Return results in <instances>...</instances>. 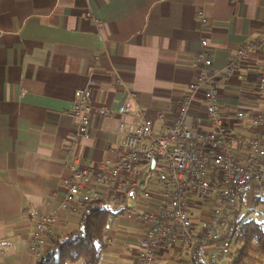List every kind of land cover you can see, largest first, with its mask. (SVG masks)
Here are the masks:
<instances>
[{
	"label": "crops",
	"instance_id": "0c3cea01",
	"mask_svg": "<svg viewBox=\"0 0 264 264\" xmlns=\"http://www.w3.org/2000/svg\"><path fill=\"white\" fill-rule=\"evenodd\" d=\"M200 14L209 20L205 27ZM263 31L264 0H0V264H37L30 250L36 218L59 210L72 167L118 159L119 117L94 114L86 138L78 134L72 114L81 89L92 88L94 105L119 108L126 96L113 70L139 97V108L126 119L129 128L139 109L152 118L164 113L170 122L195 80L200 51L209 53L213 71L224 72L255 42L238 71L219 82V93L233 115L226 123L236 149L243 154L249 139H264L263 127L234 117L264 109V93L257 88L264 75V45L257 44ZM189 123L210 129L201 98ZM165 130L157 121L155 132ZM148 182L154 198L147 202L125 182V214L137 217L160 207L155 181L148 177ZM263 194L256 183L242 214ZM189 204L200 232L210 207L197 195ZM81 217L62 212L57 230L62 236L75 231ZM146 228L136 218L120 217L107 234L110 247L100 264H139ZM229 257L221 264H230ZM195 259L194 250L176 243L158 248L154 264H195Z\"/></svg>",
	"mask_w": 264,
	"mask_h": 264
},
{
	"label": "built area",
	"instance_id": "2783aa9c",
	"mask_svg": "<svg viewBox=\"0 0 264 264\" xmlns=\"http://www.w3.org/2000/svg\"><path fill=\"white\" fill-rule=\"evenodd\" d=\"M199 20L203 27L209 24L203 14L199 15ZM257 44L264 45V31ZM203 45L206 46L207 42L203 41ZM254 45L255 42L248 44L224 72L213 71L209 53L200 51L196 58L198 72L195 80L187 88L177 114L170 122L164 113L152 118L139 109L136 123L129 128L126 119L132 116L135 108H139V97L126 87L117 70H113L115 83L126 96L117 110L105 104L94 105L92 88L79 90L72 107V114L78 120V134L86 138L90 136L94 114L119 117L121 151L117 160L108 158L97 167L70 169L71 176L65 182L66 195L58 213L36 218L31 252L41 258L52 247L53 239L57 238L54 226L62 212L83 216L92 200H104L114 210H125L128 206L126 181L133 189L142 192L143 200L153 199L154 191L148 177L155 173L157 179L153 184L162 199L160 207L137 217L131 211L122 212L112 217L106 234L120 217L136 218L147 226L139 241V264H154L158 248L176 243L196 251L203 264H221L231 249L228 232L243 207L244 199L254 193L256 183L264 187V139H249L243 154L236 149L235 139L226 123L233 115L222 105L219 93V82L238 71L241 61ZM257 88L264 93V75ZM200 98L208 115L209 130L196 129L189 123L191 109ZM234 115L264 128V109L247 117L242 111ZM157 121L165 125L163 133L155 132ZM153 160L156 163L151 170ZM192 195H197L210 207V214L204 218L200 232H196V224L189 213ZM206 246L211 250L206 252Z\"/></svg>",
	"mask_w": 264,
	"mask_h": 264
},
{
	"label": "trees",
	"instance_id": "16d2710c",
	"mask_svg": "<svg viewBox=\"0 0 264 264\" xmlns=\"http://www.w3.org/2000/svg\"><path fill=\"white\" fill-rule=\"evenodd\" d=\"M256 206L262 214H258L256 208L246 215L238 213L229 229L228 237L232 244L229 252L230 264H262L264 197H258ZM124 211L114 210L104 200L89 201L78 228L55 240L52 248L45 252L37 264H100L103 253L110 247L106 228L112 217ZM194 252L197 256L195 264H203L197 252Z\"/></svg>",
	"mask_w": 264,
	"mask_h": 264
},
{
	"label": "rangeland",
	"instance_id": "374dc122",
	"mask_svg": "<svg viewBox=\"0 0 264 264\" xmlns=\"http://www.w3.org/2000/svg\"><path fill=\"white\" fill-rule=\"evenodd\" d=\"M149 178L151 179V180H153V181H155L156 179H157V175L154 173V174H149ZM262 197H264V194L263 195H261ZM203 201V200H202ZM254 208H256L257 210H258V214H262V213H260V208H258L257 206H254ZM206 209V208H205ZM243 207L241 208V210H240V215H246L249 211H246L247 213H244V214H242L243 213ZM209 210V209H208ZM58 213V211L57 212H55L54 214H57ZM62 214V213H61ZM44 215V214H43ZM50 215V214H49ZM254 215V214H253ZM257 216V215H256ZM258 216H260V215H258ZM112 219V218H111ZM111 221V220H110ZM56 222H58V221H56ZM57 224V223H56ZM54 228H55V230H56V232H57V238H55V239H53V245H54V242H55V240H57V239H59L61 236H62V234H60V231H58L57 230V227L56 226H54ZM52 245V246H53ZM52 248V247H51ZM48 251V250H47ZM230 252V251H229ZM34 254V253H33ZM35 255V254H34ZM228 256H229V253L227 254ZM226 255V256H227ZM36 256V255H35ZM225 256V257H226ZM36 258L39 260L40 258H38L37 256H36ZM42 258V257H41ZM229 259V258H228ZM229 260H231V259H229Z\"/></svg>",
	"mask_w": 264,
	"mask_h": 264
},
{
	"label": "water",
	"instance_id": "95a60500",
	"mask_svg": "<svg viewBox=\"0 0 264 264\" xmlns=\"http://www.w3.org/2000/svg\"><path fill=\"white\" fill-rule=\"evenodd\" d=\"M155 163H156V160H153V161H152V164H151V168H150L151 170L154 168Z\"/></svg>",
	"mask_w": 264,
	"mask_h": 264
}]
</instances>
